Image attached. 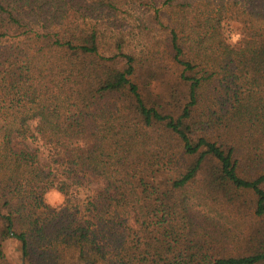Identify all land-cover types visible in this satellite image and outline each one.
<instances>
[{"label": "trees", "instance_id": "obj_1", "mask_svg": "<svg viewBox=\"0 0 264 264\" xmlns=\"http://www.w3.org/2000/svg\"><path fill=\"white\" fill-rule=\"evenodd\" d=\"M140 8L163 40L104 41ZM10 239L22 264H264V0H0V264Z\"/></svg>", "mask_w": 264, "mask_h": 264}, {"label": "rangeland", "instance_id": "obj_2", "mask_svg": "<svg viewBox=\"0 0 264 264\" xmlns=\"http://www.w3.org/2000/svg\"><path fill=\"white\" fill-rule=\"evenodd\" d=\"M155 5L158 7L161 2H155ZM153 15H155V10L148 8H140L131 14H123L121 12L115 14L109 21L105 22V26L100 27L106 33L104 41L112 44L118 38L124 37L127 47L126 51H133L137 54L147 51L154 42L161 41L166 36L165 29H160L151 22ZM137 21L142 23L140 24L143 25L142 28H139ZM232 34L236 33L232 32ZM107 48L108 46H105V44L102 45V52L106 55L108 54L106 52ZM19 147L38 151V156L42 163L50 161L49 153L37 139L19 140ZM73 182L74 194L83 204H87L91 198L105 187L103 180L82 172L77 174V178ZM192 188L195 190L196 186ZM61 201L62 199L55 204H50L58 205ZM5 253L9 262L22 264L21 244L16 239H10L5 243Z\"/></svg>", "mask_w": 264, "mask_h": 264}, {"label": "clouds", "instance_id": "obj_3", "mask_svg": "<svg viewBox=\"0 0 264 264\" xmlns=\"http://www.w3.org/2000/svg\"><path fill=\"white\" fill-rule=\"evenodd\" d=\"M241 39L239 34H230L229 38H228V42L231 44H235L236 42H238ZM47 199L50 203H57L58 201H60L62 199L61 195L57 192H51L48 196Z\"/></svg>", "mask_w": 264, "mask_h": 264}]
</instances>
